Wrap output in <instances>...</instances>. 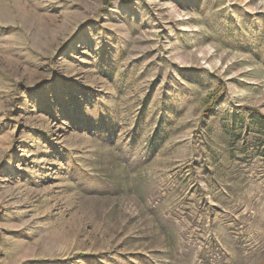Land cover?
Returning <instances> with one entry per match:
<instances>
[{
    "label": "rangeland",
    "instance_id": "1",
    "mask_svg": "<svg viewBox=\"0 0 264 264\" xmlns=\"http://www.w3.org/2000/svg\"><path fill=\"white\" fill-rule=\"evenodd\" d=\"M0 264H264V0H0Z\"/></svg>",
    "mask_w": 264,
    "mask_h": 264
}]
</instances>
